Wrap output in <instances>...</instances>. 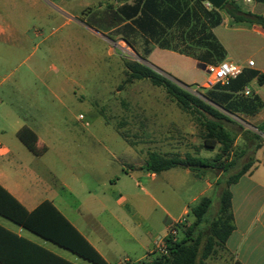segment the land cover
I'll use <instances>...</instances> for the list:
<instances>
[{
	"label": "rangeland",
	"instance_id": "374dc122",
	"mask_svg": "<svg viewBox=\"0 0 264 264\" xmlns=\"http://www.w3.org/2000/svg\"><path fill=\"white\" fill-rule=\"evenodd\" d=\"M111 1L102 0L99 7L96 0H35L32 7L20 4L15 9L5 8L2 25L6 29L15 28L19 38H6L2 43L0 98L9 101L14 111L35 127L51 145L52 151H59L62 146L68 148L71 145L68 140L77 137L78 151L84 156V169L79 162L78 165L75 163V158L69 167L78 171L92 188L106 180L108 172L103 163L107 165V161H111L113 166L116 163L117 169L120 162L126 170L134 164L144 163L147 150V156L155 152L164 157L191 155L211 161L220 151V146L214 149L202 147V127L189 113L182 111L163 88L153 86L147 79L127 80L128 63L148 66L143 56L153 41L149 36L145 38L136 25L103 23V17L112 21L111 7L106 6ZM189 30L190 25H177L162 42L171 48L178 44L191 47L190 44L203 42L200 33L191 38ZM255 39L258 45L248 49L246 55L256 63V68H264V58L259 50L264 39L260 36ZM163 61L179 70L180 76L178 80L168 75L165 77L206 101L204 96L210 88L200 87L207 79L204 69L193 62L169 56H163ZM215 61L220 60L214 57L211 64H216ZM250 87L254 91L257 89L255 84ZM228 116L232 119V123H226L228 129L237 133L239 126L246 127L241 118ZM242 128L247 130L248 127ZM250 130L260 135L264 146V133ZM11 140L13 137L0 122V143L10 146ZM241 140L240 136L239 142L233 144L229 159H236L240 149L245 148ZM16 145L20 149V157H32L21 143L16 141ZM258 150L252 155L256 165L263 155ZM91 152H99L107 159L93 163L87 158ZM247 155L239 158L234 168L222 172L218 184L214 183L211 172L219 174V169L207 170L205 176H200L201 180L194 178L193 174H202V167L195 168L193 174L176 167L168 172L173 175L171 179L167 173L161 174L158 179L167 190L164 198L175 206L174 216L181 212L183 206L192 209L202 197H208L212 199V206L205 219L214 218L220 188L228 176L246 161ZM89 163L94 167H88ZM131 173L139 183L140 194L143 188L152 194L155 192L159 182L140 178L135 171ZM112 178L113 181L116 177ZM207 180L213 183V189L193 201L194 196L206 189ZM127 181L133 184L132 180ZM185 218L186 229L193 219L191 216ZM222 248L221 245L216 246L214 254L203 264H233L232 257L222 252Z\"/></svg>",
	"mask_w": 264,
	"mask_h": 264
},
{
	"label": "crops",
	"instance_id": "0c3cea01",
	"mask_svg": "<svg viewBox=\"0 0 264 264\" xmlns=\"http://www.w3.org/2000/svg\"><path fill=\"white\" fill-rule=\"evenodd\" d=\"M101 1L96 0L99 7L103 4ZM234 1L242 11L264 17V1ZM143 2L141 0L139 3L137 15L141 13ZM178 2L180 3V0H172L171 5L176 7ZM34 3L35 0H0V65L3 62L2 43L6 38H14V40L19 38L15 28L6 29L2 25L4 9L7 7L15 9L20 4L28 8L34 6ZM107 3V8L111 7L113 18L112 21H108L107 18L104 19L103 17V23L106 21L107 25H134L133 12L137 0H112ZM199 3L202 8L197 12L199 25H211L209 17L207 18L205 13L216 9L208 5L205 0ZM189 4H196V0H191ZM248 4H251V6H248ZM216 11H218L219 23L209 30L223 53L221 60L217 63L229 60L242 65L244 70L264 73V68H256V63L246 55L248 49H253L258 45V41L255 39L257 36L264 39V28L244 22L235 23L223 10L218 9ZM146 14L149 15L147 11ZM145 21L146 23L142 21L141 25H155L149 24L148 19H145ZM155 21L158 22L156 19ZM159 24L165 25L162 22H159ZM181 24L191 25L186 20L183 22L178 21V17L171 23V25ZM218 30H220L219 34H217ZM261 46L262 48L259 50L264 58V43ZM163 56L189 63L193 62L202 69L207 64L197 57L174 51L171 47H161L154 42L148 44L143 56L145 62L149 67L161 74L171 76L175 80L180 77L179 70L166 64L163 61ZM248 61L253 62L252 67H247ZM254 84L257 85L255 91L250 87ZM250 94L258 96L262 107L253 115H240V118L248 127L247 130H257L258 127L264 126V82L258 85L256 77H254L243 90V95L249 96ZM0 122L15 140H11L10 146L0 143V186L29 212L33 211L43 201L50 202L107 264H122L123 262L133 264L148 258L149 254L152 253L154 240L159 235L166 234L169 223L181 217H186L190 213L191 209L183 206L181 212L174 216L175 206L173 207L164 198V192L167 190L158 179L163 173H167L169 179H171L173 175H169L168 172H171L174 168L160 173L147 171L145 164L148 150L145 153L144 163L134 164L126 170L123 169V164L120 162H118L119 167L117 169L116 163L115 166L111 161H107V165L103 163L108 172L106 180L101 185H97L96 188H92L81 178L78 171L75 172L69 167V163L75 158V163L78 165L79 162L84 169V156L83 153L78 151L77 137H71L68 140L71 143L68 148L62 146L59 151H52L51 145L39 135L35 127L27 123L25 117L17 114L12 104L7 100H3V98H0ZM241 126L246 128L244 125ZM22 127H27L34 132L36 136L35 147L39 154L31 153L17 138L16 133ZM239 140L240 135H237L234 145ZM16 141L18 144L21 143L32 157H20V149L16 145ZM73 148L77 150L73 151ZM259 151L263 153L261 162L257 165L253 164L248 172L242 175L236 183L229 186L234 229L225 241L222 252L232 257L233 264H264L263 145L257 152ZM87 158L91 159L93 163H99L100 159H107L106 156H101L99 152H91ZM93 163H89L87 166L94 167ZM59 167L60 170H57ZM184 170L188 174H193V171L187 168H184ZM207 170L209 172L212 169L204 168L202 174L201 172L193 174L194 178L201 180L202 177L200 176H205ZM57 171H60V174ZM132 171L137 172L136 175L140 178H148L152 183L159 182V185L154 188L155 192L152 194L143 188V192L140 194L139 183L133 179ZM140 171L141 173H139ZM211 174L215 178L214 183H217L222 171L216 175L212 172ZM112 177H116L115 180L112 181ZM196 179H194V183H196ZM127 180H132L133 184H130ZM205 183L206 189L194 196L193 201L198 196L204 195L207 190L213 189L212 182L207 180ZM73 184L78 186L76 187ZM169 185L174 186L173 184ZM0 226L70 264H92L1 216ZM2 252L18 264H48L44 257H41L43 258L41 259L40 255L34 252L20 253L13 249Z\"/></svg>",
	"mask_w": 264,
	"mask_h": 264
},
{
	"label": "trees",
	"instance_id": "16d2710c",
	"mask_svg": "<svg viewBox=\"0 0 264 264\" xmlns=\"http://www.w3.org/2000/svg\"><path fill=\"white\" fill-rule=\"evenodd\" d=\"M140 1L137 0L134 8L133 24L143 34L149 36L154 43L161 47H169L163 44L162 39L177 26L171 25V23L178 17L180 22L186 20L191 23V30L188 31L189 36L196 38V34L200 33L203 42L196 45L190 44L191 47L178 44L173 50L187 56L197 57L207 64H211L214 57L221 60L223 56L222 49L209 30L219 23L218 11L212 10L205 13L206 17H209L211 25H199L197 12L202 9L199 2L204 0H196V4L192 5L189 4L191 0H180L176 7L171 5L172 0H143V8L140 15H137ZM255 1L263 2L264 0ZM219 10H223L235 23L244 22L264 28L263 16L242 11L234 0L226 1ZM146 11L149 15L146 14ZM145 19L149 20V24L155 25H141L142 21L146 23ZM159 22L165 25H160ZM164 42L166 43V41ZM200 50H203V52L200 53ZM127 70V80L147 79L153 86L163 88L182 111L189 113L195 119L196 124L201 126L203 130L201 137L203 148L214 149L217 145L220 146V151L211 161L191 155H186L184 158L164 157L151 152L148 154L145 164L147 171L160 173L175 167L194 171L195 168L202 167L212 170L219 169L225 172L234 168L237 160L248 154L246 161L240 165L239 169L225 180V185L219 192L218 209L214 218L205 219L206 214L211 209L212 199L202 197L188 214L193 219L191 224L186 229L185 226L180 228L175 239L170 238L167 240V255L151 253L148 258L133 263L203 264L204 260L214 254L216 246L221 245L223 247L233 231L229 186L236 183L242 175L248 172L254 164L253 153L262 147L259 134L251 130H244L242 126H239L240 131L237 133L232 129H228L226 123H232V119L228 114L240 118V115H253L262 107L257 95L245 96L243 90L254 77H256L257 84L261 85L264 82V73L243 70L236 79L231 80L227 85L216 84L212 86L204 96L206 100L204 101L169 80L165 77L167 75L161 74L149 66L131 62L127 64ZM257 131L264 133V126L258 127ZM16 135L27 150L35 155L39 154L35 147L36 136L32 130L22 127ZM237 135L242 137L245 148L240 149L238 156L235 157L236 159H229L228 156L235 140L234 136ZM218 183L217 181L216 184ZM0 216L92 264H107L48 201H43L33 211L29 212L0 186ZM180 235L181 238L179 239ZM9 249L20 253L26 251L37 253L40 258L44 257L48 264H70L0 226V263L18 264L2 252Z\"/></svg>",
	"mask_w": 264,
	"mask_h": 264
},
{
	"label": "built area",
	"instance_id": "2783aa9c",
	"mask_svg": "<svg viewBox=\"0 0 264 264\" xmlns=\"http://www.w3.org/2000/svg\"><path fill=\"white\" fill-rule=\"evenodd\" d=\"M252 66L253 62L248 61L247 67ZM204 70L207 72V79L200 87L209 89L216 84L227 85L231 80L236 79L242 73L244 67L233 61L223 60L216 64L205 65ZM185 225V217L170 222L166 234L159 235L154 240L152 253L167 255V240L170 238L175 239L180 228ZM122 264H126V262H123Z\"/></svg>",
	"mask_w": 264,
	"mask_h": 264
},
{
	"label": "water",
	"instance_id": "95a60500",
	"mask_svg": "<svg viewBox=\"0 0 264 264\" xmlns=\"http://www.w3.org/2000/svg\"><path fill=\"white\" fill-rule=\"evenodd\" d=\"M208 5L218 10L228 0H205Z\"/></svg>",
	"mask_w": 264,
	"mask_h": 264
}]
</instances>
